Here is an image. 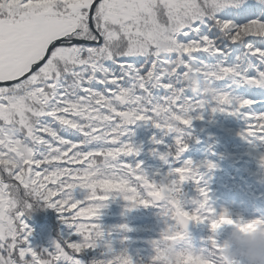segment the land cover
I'll return each instance as SVG.
<instances>
[{
  "label": "snow or ice",
  "instance_id": "1",
  "mask_svg": "<svg viewBox=\"0 0 264 264\" xmlns=\"http://www.w3.org/2000/svg\"><path fill=\"white\" fill-rule=\"evenodd\" d=\"M220 81L246 94L215 87ZM254 104L264 106V0H0V264H133L110 244L85 260L102 236L100 210L116 195L130 210L158 209L165 226L148 264H166L162 253L233 264L217 230H255L264 218L217 213L206 187L186 210L181 186L201 176L179 157L198 110L239 116L247 123L238 135L264 141ZM137 121L176 134L173 152L155 153L176 165L159 180L126 159L139 154L121 139ZM40 207L69 229L52 250L29 242L25 216ZM190 224L209 228L204 247L189 243Z\"/></svg>",
  "mask_w": 264,
  "mask_h": 264
},
{
  "label": "trees",
  "instance_id": "2",
  "mask_svg": "<svg viewBox=\"0 0 264 264\" xmlns=\"http://www.w3.org/2000/svg\"><path fill=\"white\" fill-rule=\"evenodd\" d=\"M215 87L230 90L237 96L246 94L243 86L229 84L227 81L217 82ZM97 90L103 91L102 86H97ZM252 109L264 112V106L261 104H254ZM189 115L193 120L191 126L185 129L188 148L179 157V162L192 161L194 165H199L197 171L201 179L198 185L190 180L182 184L185 209L192 210L196 207L191 202L193 199H199L196 188L206 187L209 195L208 206L217 213L227 210L233 219L262 218L257 210L264 199V192L261 191V183L264 185V165L260 162V156L264 154V141L238 135L247 123L239 116L212 113L210 109L193 111ZM197 115H201L203 119H194ZM53 126L59 130V125ZM59 134L66 139L75 140V136L69 132L59 130ZM175 136V133L164 135L152 124L143 121L128 125V130L121 139L138 147L139 154L126 159L141 162L147 177L159 180L160 175L169 172L176 165L172 156L161 159L155 153L173 152ZM153 138L161 143L154 144ZM205 161L212 163L214 167L208 169ZM75 166L77 165H72ZM105 204L106 207L100 210L99 218L95 221L102 231L98 248L95 252L88 253L85 260L90 261L93 256L99 258L100 253L105 251V245L110 244L113 252L126 250L133 264H148L150 256L154 254L150 241L158 239L165 226L158 215V209L138 207L130 210L127 202L119 195L110 197ZM25 223L31 230L29 242L37 251L45 248L52 250L53 242H59L69 231L67 226L61 223L58 213L50 208L31 210L25 216ZM120 225H126L130 230H123L119 228ZM195 226L194 234L188 236V239L194 249H199L204 247L210 230L204 224ZM227 227L229 226H222L217 230L214 238L218 243ZM161 258L166 264H194L191 256L162 253Z\"/></svg>",
  "mask_w": 264,
  "mask_h": 264
},
{
  "label": "clouds",
  "instance_id": "3",
  "mask_svg": "<svg viewBox=\"0 0 264 264\" xmlns=\"http://www.w3.org/2000/svg\"><path fill=\"white\" fill-rule=\"evenodd\" d=\"M191 90H201L199 81L192 79ZM224 255L233 264H264V227L241 231L237 227L225 228L220 239Z\"/></svg>",
  "mask_w": 264,
  "mask_h": 264
},
{
  "label": "rangeland",
  "instance_id": "4",
  "mask_svg": "<svg viewBox=\"0 0 264 264\" xmlns=\"http://www.w3.org/2000/svg\"><path fill=\"white\" fill-rule=\"evenodd\" d=\"M261 191L264 192V185H261ZM261 207V210H263L264 205H259ZM189 242L191 241L190 239H188Z\"/></svg>",
  "mask_w": 264,
  "mask_h": 264
},
{
  "label": "water",
  "instance_id": "5",
  "mask_svg": "<svg viewBox=\"0 0 264 264\" xmlns=\"http://www.w3.org/2000/svg\"><path fill=\"white\" fill-rule=\"evenodd\" d=\"M193 230H194V225L190 224V225H189L188 233H192Z\"/></svg>",
  "mask_w": 264,
  "mask_h": 264
}]
</instances>
